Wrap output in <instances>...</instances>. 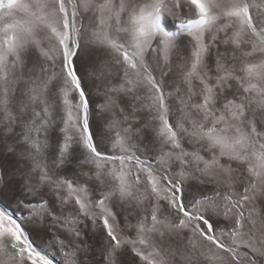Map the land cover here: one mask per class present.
I'll use <instances>...</instances> for the list:
<instances>
[{
    "label": "snow or ice",
    "instance_id": "6c2138e0",
    "mask_svg": "<svg viewBox=\"0 0 264 264\" xmlns=\"http://www.w3.org/2000/svg\"><path fill=\"white\" fill-rule=\"evenodd\" d=\"M0 264H264V0H0Z\"/></svg>",
    "mask_w": 264,
    "mask_h": 264
}]
</instances>
